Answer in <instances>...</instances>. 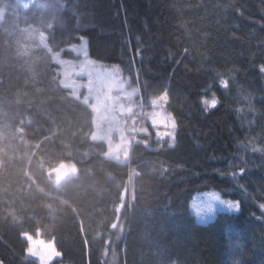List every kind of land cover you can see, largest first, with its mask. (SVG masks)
<instances>
[{"label":"trees","instance_id":"1","mask_svg":"<svg viewBox=\"0 0 264 264\" xmlns=\"http://www.w3.org/2000/svg\"><path fill=\"white\" fill-rule=\"evenodd\" d=\"M42 34L65 56L84 35L166 92L173 139L106 156ZM262 68L264 0H0V264H40L25 234L53 242L49 264H264ZM61 163L76 173L57 184ZM209 190L239 209L197 222L189 201Z\"/></svg>","mask_w":264,"mask_h":264},{"label":"rangeland","instance_id":"2","mask_svg":"<svg viewBox=\"0 0 264 264\" xmlns=\"http://www.w3.org/2000/svg\"><path fill=\"white\" fill-rule=\"evenodd\" d=\"M41 40L58 65L61 85L90 105L94 122L92 137L106 143V156L126 161L131 145L136 140L147 144L150 139L157 141L173 139L175 128L173 129L171 125L174 118L166 106L167 100L153 103L157 97L165 93L156 84L142 91L139 83H132L130 77L122 72L117 63L91 57L84 35L80 36L78 42L66 47L73 51L74 56L62 55V50H51L44 39V34L41 35ZM162 118L166 124L160 126L159 121ZM158 131L169 132L172 135L160 139ZM75 173L76 166L73 163H61L53 169L52 179L59 184L64 178ZM238 209V200L226 198L216 190L197 193L189 201V210L199 223L212 220L217 211L233 212ZM117 226L120 230L123 228L122 220L115 222L113 228ZM24 236L29 243L26 255L40 264H49L59 256L58 254L51 260L42 261L40 256L28 251L33 246L32 242L40 237L30 234ZM44 243H51L59 253L52 241ZM35 247L37 251L42 250L40 245ZM237 247L236 244L232 246L233 253Z\"/></svg>","mask_w":264,"mask_h":264},{"label":"clouds","instance_id":"3","mask_svg":"<svg viewBox=\"0 0 264 264\" xmlns=\"http://www.w3.org/2000/svg\"><path fill=\"white\" fill-rule=\"evenodd\" d=\"M32 247L28 249L29 252H32L33 254L40 256L42 261H48L51 260L55 255H58L59 253L56 252L55 248L52 247L51 243L45 244L43 239H36L32 242ZM36 245H40L41 249L40 251L36 250ZM51 249L49 252L48 250Z\"/></svg>","mask_w":264,"mask_h":264},{"label":"snow or ice","instance_id":"4","mask_svg":"<svg viewBox=\"0 0 264 264\" xmlns=\"http://www.w3.org/2000/svg\"><path fill=\"white\" fill-rule=\"evenodd\" d=\"M262 71H264V68H262ZM167 100V93L165 92L163 95L159 96L156 98V100L153 101V103H157V102H160V101H166ZM205 103H208L210 104L212 107H215L218 103L217 100L213 99L211 101H205ZM159 124L160 126L162 125H165L166 124V121L162 118L160 121H159ZM172 128L174 129L175 128V121L173 120L172 121ZM157 135L160 139H163L165 136H170L172 135V133H169V132H161V131H158L157 132ZM232 207H237L235 205H231Z\"/></svg>","mask_w":264,"mask_h":264}]
</instances>
